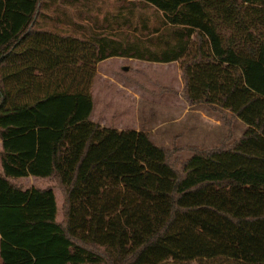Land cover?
Masks as SVG:
<instances>
[{
    "label": "trees",
    "instance_id": "1",
    "mask_svg": "<svg viewBox=\"0 0 264 264\" xmlns=\"http://www.w3.org/2000/svg\"><path fill=\"white\" fill-rule=\"evenodd\" d=\"M103 1L0 0V264H264V0ZM112 56L178 61L227 137L169 150L91 121Z\"/></svg>",
    "mask_w": 264,
    "mask_h": 264
},
{
    "label": "crops",
    "instance_id": "2",
    "mask_svg": "<svg viewBox=\"0 0 264 264\" xmlns=\"http://www.w3.org/2000/svg\"><path fill=\"white\" fill-rule=\"evenodd\" d=\"M146 71L158 73L160 78L150 77L145 74ZM182 88V73L178 61L150 62L123 56L106 58L96 65L90 120L102 127L117 130L152 132L156 126L149 123V115L160 109L167 110L173 117L170 121L175 125L176 143L194 145V130L200 128L196 125L195 114L199 105L206 104H189L181 94ZM202 116L203 122H207L209 117L205 113ZM168 121L161 123L167 124ZM217 124L219 125L218 121ZM234 125L239 127L241 134L246 128L238 118L234 120ZM52 189L57 200L55 188Z\"/></svg>",
    "mask_w": 264,
    "mask_h": 264
},
{
    "label": "rangeland",
    "instance_id": "3",
    "mask_svg": "<svg viewBox=\"0 0 264 264\" xmlns=\"http://www.w3.org/2000/svg\"><path fill=\"white\" fill-rule=\"evenodd\" d=\"M121 0H104L100 5L101 11L104 13V11H113L115 10L116 6L119 5ZM75 9V8H74ZM68 11L71 13V15L74 16L75 21L79 23H84L83 20L80 18H76L75 12L76 10H73V8H69ZM94 11H82L81 17H86L87 15L93 14ZM99 18L101 17V14L98 15ZM151 23L154 24L155 20H151ZM160 67V66H158ZM145 74H148L150 77L153 78H160L158 73H148L146 71ZM155 76V77H154ZM159 109V108H157ZM153 110L150 109L149 113ZM203 113H205L209 118L207 122H203ZM173 117L169 114V111L162 109L158 110L156 113L149 115L150 124H152L155 127V130L152 132H148L150 135L151 140L158 146H163L169 150H173V148H176L178 145L176 141L174 140L175 135V125L174 122L170 121ZM168 121L167 124H162L163 121ZM217 121L219 122V125L217 124ZM195 122L196 125L200 128H196L194 130V146H197L199 148H209L214 147L216 145H219L228 135V129L225 125L224 120L222 119V113L219 111L213 110L210 106L206 105H199L198 112L195 114ZM232 131V137L238 138V136L241 134L239 127L233 124L231 126ZM242 129V128H241ZM0 149H1V141H0ZM191 152L188 150H178L173 152V157H175L178 160H185L190 156ZM1 171V166H0ZM11 181L23 188L28 187H41V186H52L55 188L56 195H57V206H58V214L57 219L61 220L62 218V194L60 192V189L56 186L55 181L53 178H42L38 176L29 175L26 177L21 178H13Z\"/></svg>",
    "mask_w": 264,
    "mask_h": 264
}]
</instances>
